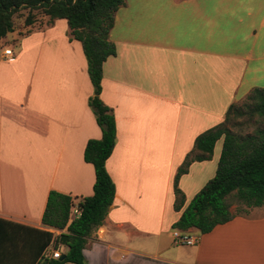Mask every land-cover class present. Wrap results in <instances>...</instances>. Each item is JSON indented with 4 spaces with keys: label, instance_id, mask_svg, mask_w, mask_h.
<instances>
[{
    "label": "crops",
    "instance_id": "0c3cea01",
    "mask_svg": "<svg viewBox=\"0 0 264 264\" xmlns=\"http://www.w3.org/2000/svg\"><path fill=\"white\" fill-rule=\"evenodd\" d=\"M124 1L100 94L116 122L106 161L116 192L87 240L86 264H264V207L204 235L172 228L217 170L221 140L211 160L180 178L185 204L174 210V177L196 137L264 88V0ZM69 33L66 20L44 18L0 43V219L54 236L61 231L41 222L48 194L74 202L93 195L83 153L102 136L88 105L94 92L83 48ZM174 231L197 242L175 244Z\"/></svg>",
    "mask_w": 264,
    "mask_h": 264
},
{
    "label": "trees",
    "instance_id": "16d2710c",
    "mask_svg": "<svg viewBox=\"0 0 264 264\" xmlns=\"http://www.w3.org/2000/svg\"><path fill=\"white\" fill-rule=\"evenodd\" d=\"M124 5V0H0V43L15 31L42 23L44 18L66 20L70 40L80 42L83 48L94 92L88 105L102 133L100 139L87 142L83 153L84 161L94 169L93 195L74 202L67 195L54 191L48 194L41 222L47 229L61 231L58 236L48 230L0 219V264H86L87 240L103 225L116 192L106 170V161L116 144V122L100 94L103 64L116 55L109 35L115 14ZM18 13L24 18L19 26L14 20ZM245 112L249 118L257 116L264 120V88L251 90L242 107L230 105L222 123L196 137L193 150L174 177V210L180 212L185 204L178 187L180 178L188 173L192 163L211 160L215 145L221 140L217 170L182 210L173 229L210 233L236 216L227 202L232 195L248 208L264 206V126L244 136L232 133L227 127ZM74 210L77 214L72 218ZM50 246L65 247L64 260L47 258L45 252Z\"/></svg>",
    "mask_w": 264,
    "mask_h": 264
},
{
    "label": "rangeland",
    "instance_id": "374dc122",
    "mask_svg": "<svg viewBox=\"0 0 264 264\" xmlns=\"http://www.w3.org/2000/svg\"><path fill=\"white\" fill-rule=\"evenodd\" d=\"M36 15L40 16V12H37ZM22 17L23 15L21 13H18L14 16V20L17 26L22 25V22L24 19V18L22 19ZM40 22H42V20ZM12 45L13 44H11L10 47ZM15 46L16 44H14L12 49L16 50ZM245 97L240 99L238 102L234 103L235 106L239 108L242 107L245 102ZM263 126H264V120H261L257 116H254L253 118H249L246 112L243 114L242 117L234 118V120L227 125V127L232 131V133H235L236 135H239V136H244L249 133H253L257 128L263 127ZM227 202L229 204V210L233 215H246L247 216V214H250V211L253 209V208H248L246 205L239 202V200L233 195L227 199ZM75 216L76 214L74 213V211H72L71 217L73 218ZM51 247L52 249H55V250L58 249V248H54L53 246Z\"/></svg>",
    "mask_w": 264,
    "mask_h": 264
},
{
    "label": "built area",
    "instance_id": "2783aa9c",
    "mask_svg": "<svg viewBox=\"0 0 264 264\" xmlns=\"http://www.w3.org/2000/svg\"><path fill=\"white\" fill-rule=\"evenodd\" d=\"M3 55L5 57V59H9L13 56L11 50L7 49V50H4L3 52ZM74 213L77 214V211L74 210ZM173 237H174V240H175V244H181V245H194L196 242H197V239L192 237V236H189V235H185V234H182L178 231H174L173 232ZM47 258H50V259H60L61 258V253L58 251V250H52L50 251L47 255H46Z\"/></svg>",
    "mask_w": 264,
    "mask_h": 264
},
{
    "label": "water",
    "instance_id": "95a60500",
    "mask_svg": "<svg viewBox=\"0 0 264 264\" xmlns=\"http://www.w3.org/2000/svg\"><path fill=\"white\" fill-rule=\"evenodd\" d=\"M64 258H65V254H63V255L61 256L60 261L64 260Z\"/></svg>",
    "mask_w": 264,
    "mask_h": 264
}]
</instances>
